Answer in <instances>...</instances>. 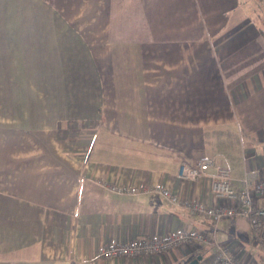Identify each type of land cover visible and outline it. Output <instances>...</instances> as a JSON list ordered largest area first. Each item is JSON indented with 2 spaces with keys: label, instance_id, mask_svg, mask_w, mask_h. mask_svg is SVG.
<instances>
[{
  "label": "crops",
  "instance_id": "1",
  "mask_svg": "<svg viewBox=\"0 0 264 264\" xmlns=\"http://www.w3.org/2000/svg\"><path fill=\"white\" fill-rule=\"evenodd\" d=\"M263 14L260 0H0V264H211L218 246L264 264L243 219L98 183L222 207L182 164L210 159L238 192L264 179ZM179 230L204 239L98 256Z\"/></svg>",
  "mask_w": 264,
  "mask_h": 264
},
{
  "label": "built area",
  "instance_id": "2",
  "mask_svg": "<svg viewBox=\"0 0 264 264\" xmlns=\"http://www.w3.org/2000/svg\"><path fill=\"white\" fill-rule=\"evenodd\" d=\"M210 169H213L214 172H210ZM178 177L189 181L207 179L212 194L218 198L231 200L233 203L228 206L211 207L201 201L180 200L176 193L165 187H126L111 184L108 181H98V183L100 187L117 194L155 192L170 203L181 206L186 213L202 214L212 223L228 218L243 219L247 221L253 238L264 248V179L257 181L253 187H250L248 179L245 178L243 179V189L238 192L233 186L229 169L214 166L210 159L200 160L197 164H182ZM203 239L204 236L199 232L179 230L166 237L150 236L139 241L103 244L99 249L98 256L111 259L159 255L181 245ZM211 264L243 263L231 255L227 248L218 246Z\"/></svg>",
  "mask_w": 264,
  "mask_h": 264
},
{
  "label": "trees",
  "instance_id": "3",
  "mask_svg": "<svg viewBox=\"0 0 264 264\" xmlns=\"http://www.w3.org/2000/svg\"><path fill=\"white\" fill-rule=\"evenodd\" d=\"M260 1H264V0H260ZM262 19H261V26L259 27V32L262 35V37L264 38V14L261 15Z\"/></svg>",
  "mask_w": 264,
  "mask_h": 264
},
{
  "label": "water",
  "instance_id": "4",
  "mask_svg": "<svg viewBox=\"0 0 264 264\" xmlns=\"http://www.w3.org/2000/svg\"><path fill=\"white\" fill-rule=\"evenodd\" d=\"M188 264H196V260H194V261H192V262H190Z\"/></svg>",
  "mask_w": 264,
  "mask_h": 264
}]
</instances>
